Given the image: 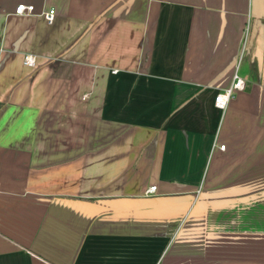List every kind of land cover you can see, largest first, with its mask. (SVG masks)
<instances>
[{"label": "crops", "instance_id": "0c3cea01", "mask_svg": "<svg viewBox=\"0 0 264 264\" xmlns=\"http://www.w3.org/2000/svg\"><path fill=\"white\" fill-rule=\"evenodd\" d=\"M0 264H264V0H0Z\"/></svg>", "mask_w": 264, "mask_h": 264}, {"label": "built area", "instance_id": "2783aa9c", "mask_svg": "<svg viewBox=\"0 0 264 264\" xmlns=\"http://www.w3.org/2000/svg\"><path fill=\"white\" fill-rule=\"evenodd\" d=\"M33 13H34V7L32 5L18 4L14 9V14L16 16H27V15H32ZM41 16L44 18L46 22L51 23L55 16V10L50 9L46 12H43ZM247 34H248V24L245 28V33L243 37V49L247 42ZM23 64L30 68L34 67L35 56L30 54L24 55ZM237 68L238 66L235 67V71L233 73L230 86L222 91L217 92L216 95L214 96L213 105L222 113H224L227 110L229 103L233 98V96L235 95V93L244 90L245 87L244 80L239 76L237 72ZM215 146H216V141L213 143V147ZM224 147H225L224 145H219L220 150H224ZM155 190H156V186H150L146 190V193L147 194L154 193Z\"/></svg>", "mask_w": 264, "mask_h": 264}]
</instances>
